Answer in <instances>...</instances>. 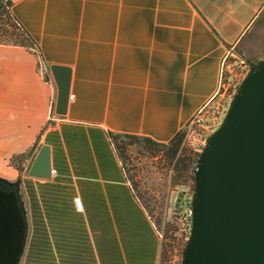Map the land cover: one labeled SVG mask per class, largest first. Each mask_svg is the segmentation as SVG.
Returning <instances> with one entry per match:
<instances>
[{
  "label": "crops",
  "instance_id": "1",
  "mask_svg": "<svg viewBox=\"0 0 264 264\" xmlns=\"http://www.w3.org/2000/svg\"><path fill=\"white\" fill-rule=\"evenodd\" d=\"M10 1L32 45L0 44V179L57 183L73 208L79 198L94 264H158L108 133L167 143L182 131L217 98L227 54L264 60V0ZM52 65L71 70L62 116ZM42 145L46 181L27 175Z\"/></svg>",
  "mask_w": 264,
  "mask_h": 264
},
{
  "label": "water",
  "instance_id": "2",
  "mask_svg": "<svg viewBox=\"0 0 264 264\" xmlns=\"http://www.w3.org/2000/svg\"><path fill=\"white\" fill-rule=\"evenodd\" d=\"M55 114L66 113L71 70L52 65ZM27 175L52 176L40 146ZM191 229L181 264H264V62L238 86L196 162ZM28 222L14 190L0 189V264H20Z\"/></svg>",
  "mask_w": 264,
  "mask_h": 264
},
{
  "label": "rangeland",
  "instance_id": "3",
  "mask_svg": "<svg viewBox=\"0 0 264 264\" xmlns=\"http://www.w3.org/2000/svg\"><path fill=\"white\" fill-rule=\"evenodd\" d=\"M6 4L7 0H2V5ZM9 12L10 8L0 11V44L28 46L29 42L23 32L13 25ZM257 43L262 46L263 34L258 38ZM234 57L244 60L251 68L258 63V61L245 59L238 54H234ZM229 58L233 60L232 57ZM224 109H227V104L218 96L211 105L204 109L202 115L206 116L212 110L221 115ZM217 128L206 129L212 134ZM187 130V126L182 130L184 134L182 147L187 151L179 157L178 162L176 159L171 161L167 157L166 148H150L144 142L134 139L118 138L116 140V144L125 150L121 159L123 172L135 196L144 206L148 215L147 219L160 243L159 264H181L190 236L191 222L188 214L194 196V170L196 168L193 159L196 158V154H198L197 158L199 157L204 147L198 144V138L195 135L186 136ZM186 156L192 159L185 168L181 160ZM23 185H21L20 192H24ZM24 207L28 221L27 197H25ZM29 233L30 226H28L26 244Z\"/></svg>",
  "mask_w": 264,
  "mask_h": 264
},
{
  "label": "trees",
  "instance_id": "4",
  "mask_svg": "<svg viewBox=\"0 0 264 264\" xmlns=\"http://www.w3.org/2000/svg\"><path fill=\"white\" fill-rule=\"evenodd\" d=\"M10 6V1L7 0V4L2 5V0H0L1 12L7 10ZM9 17L13 25L23 32L29 45H32L30 38L17 24L10 12ZM108 136L120 161L125 150L122 146L116 144L118 138L140 140L150 148H166L167 157L171 161L176 159L178 162L179 157L186 154L187 151L182 147L184 138L182 131L176 133L167 143H159L147 137L128 134L109 132ZM197 156L198 154L193 159L194 163L197 162ZM191 159L190 156H186L185 159L181 160L185 168L188 167ZM122 169L124 170L123 166ZM0 183L3 184L5 190L15 191L19 206L24 214L26 213L24 207L25 197H27L29 206V220L27 222L30 226V233L20 264H94L95 257L88 234V228H91V226L90 224L88 226L74 210L67 197L68 193L63 187L54 182H38L36 184L25 182L23 185L25 187L24 192H20L18 185H22V181L17 184H10L0 179ZM131 190L139 202L132 187ZM140 205L145 210L141 203Z\"/></svg>",
  "mask_w": 264,
  "mask_h": 264
},
{
  "label": "built area",
  "instance_id": "5",
  "mask_svg": "<svg viewBox=\"0 0 264 264\" xmlns=\"http://www.w3.org/2000/svg\"><path fill=\"white\" fill-rule=\"evenodd\" d=\"M34 50L36 53H38L35 47ZM229 57H232L233 60L231 61ZM251 69L252 68L250 65L244 60L235 58L231 54H227L223 58L220 67L217 97L219 96L221 101L226 102L227 108L238 86ZM39 70L43 76L42 65L39 66ZM204 109L205 108L200 109L186 125L188 128L186 136L189 137L195 135L198 138L197 141L201 147L205 146L209 136L211 135V131H208L206 128H210L212 130L213 128L219 127L227 110L224 109L221 115L217 111L212 110L210 113L204 116L202 115ZM52 173H54V170H52ZM73 204L76 211L82 210V203L79 198H74ZM188 217L190 218L191 222V210L189 211Z\"/></svg>",
  "mask_w": 264,
  "mask_h": 264
},
{
  "label": "flooded vegetation",
  "instance_id": "6",
  "mask_svg": "<svg viewBox=\"0 0 264 264\" xmlns=\"http://www.w3.org/2000/svg\"><path fill=\"white\" fill-rule=\"evenodd\" d=\"M0 189H4L5 190V187L1 183H0Z\"/></svg>",
  "mask_w": 264,
  "mask_h": 264
}]
</instances>
